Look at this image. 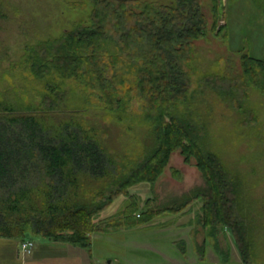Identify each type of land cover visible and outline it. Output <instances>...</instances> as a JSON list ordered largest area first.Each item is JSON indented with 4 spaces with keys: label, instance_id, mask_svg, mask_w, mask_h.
Masks as SVG:
<instances>
[{
    "label": "trees",
    "instance_id": "trees-1",
    "mask_svg": "<svg viewBox=\"0 0 264 264\" xmlns=\"http://www.w3.org/2000/svg\"><path fill=\"white\" fill-rule=\"evenodd\" d=\"M170 2L68 3L70 12L88 13L86 19L57 38L28 46L4 71L1 81L17 97L9 103L0 92V239L27 242L34 235L92 258L93 235L143 228L201 203L192 241L199 228L212 239L227 231L240 264H257L235 179L209 146L213 130L232 114L238 128L260 124L251 99L264 97V58L240 54L235 77L217 68L202 71L194 65L197 43L210 32L228 44L226 25H218V1L212 0L211 28L202 0ZM253 3L264 12V0ZM3 7L0 0V19ZM91 114L128 135L144 130L145 152L135 160L108 156L100 132L87 120ZM177 152L185 167L194 163L205 188L170 208L137 215L130 191L154 187ZM173 176L181 179L178 171ZM119 199L129 201L122 214L98 224L96 218ZM173 245L186 260L184 243ZM206 247L194 243L199 264H206ZM220 255L227 264L228 255Z\"/></svg>",
    "mask_w": 264,
    "mask_h": 264
},
{
    "label": "rangeland",
    "instance_id": "rangeland-1",
    "mask_svg": "<svg viewBox=\"0 0 264 264\" xmlns=\"http://www.w3.org/2000/svg\"><path fill=\"white\" fill-rule=\"evenodd\" d=\"M76 1L4 0L1 9L5 16L0 19V92L4 93L6 101L14 102L17 94L7 80L1 81L4 71L23 56L28 46L50 37L57 38L71 30L75 23L86 19L88 13H72L66 8V4ZM136 1L171 4L170 0ZM202 1V13L211 28L214 23L213 3L212 0ZM253 2L225 0L224 18L218 21V25H226L228 44L225 46L216 41L209 32L207 40L196 45V67L204 72H212L217 68L219 73L235 77L241 71L240 54H248L257 61L264 58V12ZM251 106L260 120L256 128H238V117L232 114L213 130L209 147L222 158L235 179L240 202L247 211V228L251 230L255 241L254 257L257 264H264V97L253 95ZM87 120L100 132L99 139L108 156L122 161L135 160L145 152L147 142L144 141V130L135 129L133 135H128L116 125H103L94 114ZM193 165L185 167L180 154L174 153L164 175L154 187L141 185L132 189L129 195L138 204L137 215L145 214L148 210L156 213L170 208L191 191L204 189V182ZM174 170L179 172L180 181L174 179ZM90 186L93 185L86 187ZM128 205V200L119 199L98 216L96 222L99 224L118 218ZM202 206L201 203L193 204L175 218L162 215L143 228L93 235L92 264H199L194 243L202 246L203 238L207 239L206 264H225L220 254L228 255L227 264H240V256L227 231H219L215 240L199 228L195 242L190 238L189 230L192 232L197 225L198 216L202 215ZM29 237L36 245L43 241L34 235ZM177 242L184 243L186 260L173 245ZM37 250L41 251L39 247H36ZM82 252L88 253L84 250Z\"/></svg>",
    "mask_w": 264,
    "mask_h": 264
},
{
    "label": "crops",
    "instance_id": "crops-1",
    "mask_svg": "<svg viewBox=\"0 0 264 264\" xmlns=\"http://www.w3.org/2000/svg\"><path fill=\"white\" fill-rule=\"evenodd\" d=\"M189 234L191 235V230ZM203 241L207 244L206 238ZM25 243H31L30 253L23 250ZM36 247L41 251H36ZM90 258L82 250L67 245L48 244L44 241L36 245L30 239L27 242L0 239V264H92Z\"/></svg>",
    "mask_w": 264,
    "mask_h": 264
},
{
    "label": "water",
    "instance_id": "water-1",
    "mask_svg": "<svg viewBox=\"0 0 264 264\" xmlns=\"http://www.w3.org/2000/svg\"><path fill=\"white\" fill-rule=\"evenodd\" d=\"M218 1V9H217V13H218V21L221 22L222 19L224 18V12L225 11V0H217Z\"/></svg>",
    "mask_w": 264,
    "mask_h": 264
},
{
    "label": "built area",
    "instance_id": "built-area-1",
    "mask_svg": "<svg viewBox=\"0 0 264 264\" xmlns=\"http://www.w3.org/2000/svg\"><path fill=\"white\" fill-rule=\"evenodd\" d=\"M31 248H32V245H30V244H26L23 246V250L27 253H29V251H30L29 249H31Z\"/></svg>",
    "mask_w": 264,
    "mask_h": 264
}]
</instances>
